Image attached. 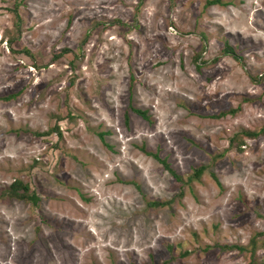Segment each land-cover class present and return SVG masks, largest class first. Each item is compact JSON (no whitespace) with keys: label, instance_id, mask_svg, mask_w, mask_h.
I'll list each match as a JSON object with an SVG mask.
<instances>
[{"label":"rangeland","instance_id":"obj_1","mask_svg":"<svg viewBox=\"0 0 264 264\" xmlns=\"http://www.w3.org/2000/svg\"><path fill=\"white\" fill-rule=\"evenodd\" d=\"M207 1L0 0V264H264V0Z\"/></svg>","mask_w":264,"mask_h":264},{"label":"trees","instance_id":"obj_2","mask_svg":"<svg viewBox=\"0 0 264 264\" xmlns=\"http://www.w3.org/2000/svg\"><path fill=\"white\" fill-rule=\"evenodd\" d=\"M218 2H219V0H208L207 1V3H209V4H213V3L214 4H217ZM12 12H13V16H14V19H15L14 23L16 25V28H19L20 27L19 26V17L17 15L15 9H12ZM10 40L11 39H8L6 41V44L8 46H10ZM23 51L26 52L25 50H23ZM222 54L223 55H228V54L231 55V57L237 63H239L240 65H242L241 64L240 57L234 52V50L229 45L228 46L227 45H223V47H222ZM195 58H198V55H196ZM131 110L134 113L138 114L139 116L143 117L144 119L146 118L144 111L139 110V109H136V108H131ZM261 129H262L261 131H264V126ZM52 132L58 133L57 128L51 129L50 132L48 131L44 135H47V134L52 133ZM36 134H38V133H36ZM240 134L243 137H248V136L256 135L255 132H247V131H243ZM240 134L237 135L236 138H237L239 144H242L243 139L240 136ZM99 135L102 137V134H99ZM150 155L155 159V161H157L159 164H161V166L163 167V169L165 171H167L173 179L174 178L175 179L178 178L175 174H173V172L171 170H169L167 164H165V162L163 160H159L157 158V156H156L155 153H152ZM201 170H202V167H198V168H196L194 170L193 174L197 177L198 174L201 172ZM187 180H190V177ZM27 192H28V188H27V185L26 184L22 183L21 181H19L17 179H13L11 181V183L8 185L7 190L5 191L4 194H5V197L6 196H9V197H14V198L26 199V200L30 201L31 204H35V202H36V195H34L33 193L30 194V193H27ZM148 204L149 205H154V206L157 205V204H154L152 202L151 203H148ZM253 252H254V247L252 246L250 253H253Z\"/></svg>","mask_w":264,"mask_h":264}]
</instances>
